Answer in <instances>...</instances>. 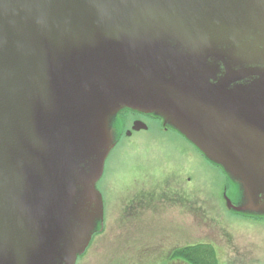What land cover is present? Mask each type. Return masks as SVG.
<instances>
[{"label":"water","instance_id":"water-1","mask_svg":"<svg viewBox=\"0 0 264 264\" xmlns=\"http://www.w3.org/2000/svg\"><path fill=\"white\" fill-rule=\"evenodd\" d=\"M125 110L264 178V0H0V264L76 263Z\"/></svg>","mask_w":264,"mask_h":264},{"label":"rangeland","instance_id":"rangeland-1","mask_svg":"<svg viewBox=\"0 0 264 264\" xmlns=\"http://www.w3.org/2000/svg\"><path fill=\"white\" fill-rule=\"evenodd\" d=\"M132 114L125 110L108 115L102 127L110 139L118 140L97 183L103 205L105 201V226L100 232L103 214L100 230L75 264H165L162 259L170 249L192 245H198L201 258L211 252L208 264H264V178L236 160L201 150L183 134L170 127L163 130L156 122L149 131L128 136L123 128L131 129ZM151 164L164 173H180L181 185L199 192L188 196L185 206H160L145 212L142 221L128 222L131 216L120 208V189L129 187L136 169ZM226 197L237 207L260 208L237 211L228 207ZM153 246L162 251L152 255L148 249ZM143 252L146 255L140 256ZM184 261L180 263L192 264Z\"/></svg>","mask_w":264,"mask_h":264},{"label":"flooded vegetation","instance_id":"flooded-vegetation-1","mask_svg":"<svg viewBox=\"0 0 264 264\" xmlns=\"http://www.w3.org/2000/svg\"><path fill=\"white\" fill-rule=\"evenodd\" d=\"M133 112V120L131 129L123 128V132L128 136H132L135 131H149L153 126L151 122H156L161 124V128L163 130H168L169 127L174 129L171 126H163L164 120L163 118L156 116L154 114H147L137 111ZM136 121H143L147 124L146 129L141 130H132L134 123ZM131 131L130 134L128 132ZM176 130V129H174ZM178 131V130H176ZM179 132V131H178ZM180 133V132H179ZM170 168V166H169ZM181 174L176 172L168 171V173H164V170L158 169L156 165L151 164V167L143 168L140 166L136 169L135 172L131 174V180L129 187H125L120 189L121 194V209L123 212L129 213L131 216L127 218L128 222H136L142 221V218L145 212L151 210H157L160 206H163L164 209H169L173 205H183L187 204V197L191 195L198 194L199 190L191 189L188 190L184 187V184L178 181ZM202 203V202H201ZM203 208V206L201 205ZM104 209H105V201H104ZM106 213L104 211V224L101 228L100 232L103 231L105 226ZM163 246V245H162ZM180 246L173 247L168 252L165 253V258L162 261H166L165 264H181L180 262H185L184 259L181 260L179 257H176L175 251ZM161 249V248H160ZM156 246L148 249L152 255L157 254V251H160ZM162 251V249H161ZM149 254V253H147ZM146 254L143 252L140 256H145Z\"/></svg>","mask_w":264,"mask_h":264},{"label":"trees","instance_id":"trees-1","mask_svg":"<svg viewBox=\"0 0 264 264\" xmlns=\"http://www.w3.org/2000/svg\"><path fill=\"white\" fill-rule=\"evenodd\" d=\"M198 249H199L198 245L197 246L192 245V246L181 247V248L179 247L178 249H176L174 253L177 257L187 260L188 262H191L192 264H208L209 263L208 261H210L209 254L211 252L207 254V258L205 259L199 256ZM206 252L208 253V251Z\"/></svg>","mask_w":264,"mask_h":264}]
</instances>
